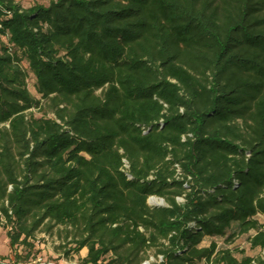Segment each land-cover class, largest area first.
I'll use <instances>...</instances> for the list:
<instances>
[{
	"label": "trees",
	"instance_id": "obj_1",
	"mask_svg": "<svg viewBox=\"0 0 264 264\" xmlns=\"http://www.w3.org/2000/svg\"><path fill=\"white\" fill-rule=\"evenodd\" d=\"M0 226L15 264L56 226L81 264H264V0H0Z\"/></svg>",
	"mask_w": 264,
	"mask_h": 264
},
{
	"label": "rangeland",
	"instance_id": "obj_2",
	"mask_svg": "<svg viewBox=\"0 0 264 264\" xmlns=\"http://www.w3.org/2000/svg\"><path fill=\"white\" fill-rule=\"evenodd\" d=\"M16 1L19 2L23 7H29L35 3L47 5L49 2V0ZM27 87L33 96H38L33 88L32 78L27 80ZM46 110V106L42 105L40 109H34L33 113L35 116H40ZM46 115L51 116L50 113H46ZM147 202L150 205L164 204L163 200L155 196L149 197ZM31 240L33 247L30 250V258L28 261H26L27 264H81L80 258L86 253V249L83 248L79 252L65 255L64 252L69 250V248H72L73 245L68 243L69 238H65L62 228L58 226L53 227L50 232L43 231V228L39 229ZM218 242L223 246L226 245V247L233 249L237 258H240L242 255H259V251L257 249L253 250L249 248L246 234L235 236L229 243H225L223 240H219ZM207 243L208 238H205L202 244L205 245ZM239 250H242L243 253H240ZM27 251L28 249H24L21 246L16 248V252L21 255H24ZM13 253L14 250L10 249L8 246L6 229L3 226H0V264H15ZM37 258H40V261L37 262ZM154 261L155 257L153 255V250L151 249L148 251V258L145 262L147 264H151Z\"/></svg>",
	"mask_w": 264,
	"mask_h": 264
},
{
	"label": "built area",
	"instance_id": "obj_3",
	"mask_svg": "<svg viewBox=\"0 0 264 264\" xmlns=\"http://www.w3.org/2000/svg\"><path fill=\"white\" fill-rule=\"evenodd\" d=\"M158 259H160V256H158ZM36 260L38 262V261H40V258H37ZM17 264H27V263L26 262H19ZM48 264H52V263H48Z\"/></svg>",
	"mask_w": 264,
	"mask_h": 264
},
{
	"label": "bare ground",
	"instance_id": "obj_4",
	"mask_svg": "<svg viewBox=\"0 0 264 264\" xmlns=\"http://www.w3.org/2000/svg\"><path fill=\"white\" fill-rule=\"evenodd\" d=\"M143 264H147V263L145 262V263H143Z\"/></svg>",
	"mask_w": 264,
	"mask_h": 264
},
{
	"label": "water",
	"instance_id": "obj_5",
	"mask_svg": "<svg viewBox=\"0 0 264 264\" xmlns=\"http://www.w3.org/2000/svg\"><path fill=\"white\" fill-rule=\"evenodd\" d=\"M145 263V262H144Z\"/></svg>",
	"mask_w": 264,
	"mask_h": 264
}]
</instances>
